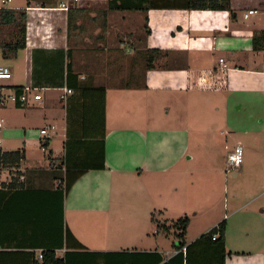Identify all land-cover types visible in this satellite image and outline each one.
<instances>
[{"label": "crops", "instance_id": "0c3cea01", "mask_svg": "<svg viewBox=\"0 0 264 264\" xmlns=\"http://www.w3.org/2000/svg\"><path fill=\"white\" fill-rule=\"evenodd\" d=\"M2 1L0 45L16 40L10 12L27 20L26 48L11 59L0 50L12 71L0 99L17 87L31 91L24 106L0 104V151L25 155L0 171V264H42L44 252L63 264H186L159 238L172 230L161 233L157 224L179 220L168 222L173 204L183 206L180 219L188 217L192 201L176 197L175 181L203 155L227 163L237 126L259 145L249 136L251 124L263 122L254 118L264 99V49L254 50L253 39L264 33V0H231L234 16L178 7L113 11L109 0L68 12L58 9L60 0ZM68 64L76 89L63 99ZM214 69L222 89L200 90V72ZM202 137L208 144L224 137L223 155L203 151ZM252 203L234 206L190 242L189 218L187 246L226 221L224 264H264V199L259 208ZM208 251L197 264H207Z\"/></svg>", "mask_w": 264, "mask_h": 264}, {"label": "rangeland", "instance_id": "374dc122", "mask_svg": "<svg viewBox=\"0 0 264 264\" xmlns=\"http://www.w3.org/2000/svg\"><path fill=\"white\" fill-rule=\"evenodd\" d=\"M98 2L100 1L98 0ZM16 4L17 1L14 0L11 5ZM255 118L254 122H259V119H263L262 123L260 121L261 124L254 126L251 124L249 137L255 136L257 138V141H259L257 147L253 145V140L247 139L239 132L243 128L238 126L235 129L237 131L235 136L232 139L229 138V151H233L238 144L243 146L244 161L242 168L231 169L227 165L226 160L219 157L216 163H208V160L203 155L201 159L190 166V173L180 176L175 181L180 191L176 197L180 198L181 201L185 200L187 203L190 200L192 201L189 208H187V212L190 214L184 215L188 216L192 221L186 236L188 242L197 239L198 235L203 233L209 226L214 225L218 219L224 220L225 217L231 214L234 206L253 202L249 208H259L264 199V197L260 198L264 192V99L257 104V116ZM191 127L195 128L193 125ZM202 138L204 140L202 144L203 151H216L220 153V157L223 155L222 146L226 140L224 137L217 139L215 144H208L206 140L209 138ZM256 150L261 153V156L259 154L258 157L252 156V152ZM2 169L10 168L4 167ZM182 208L183 206L180 209ZM180 209L174 204L172 205L170 214L167 216L169 223H173V219L177 221V219L183 217L180 214ZM170 233L169 238H159L165 243H169L172 247L179 241L176 236L177 232L174 229Z\"/></svg>", "mask_w": 264, "mask_h": 264}, {"label": "trees", "instance_id": "16d2710c", "mask_svg": "<svg viewBox=\"0 0 264 264\" xmlns=\"http://www.w3.org/2000/svg\"><path fill=\"white\" fill-rule=\"evenodd\" d=\"M163 0H109L110 10H121V11H148L150 9H164V8H175L186 9V10H211V11H228L233 16L232 3L231 0H168L169 3L160 4ZM10 23L17 25L18 33L15 41L8 43H3L0 45V50L2 52L3 58L11 59L17 55V53L26 48V20L27 16L25 12H20L18 18L13 12H10ZM253 48L258 51L264 49V33L255 36L253 39ZM152 54H157L158 50H152ZM151 65L152 57L149 60ZM72 75L71 66L68 64V83L67 87L70 89H76L73 85L69 83V78ZM223 87V84L217 79V71L214 70H204L200 72V90L202 91H219ZM77 89L82 90V86H77ZM24 88L17 87L16 93L21 94ZM25 160V155L23 152H11L2 153L0 151V169L7 167L8 165L20 164ZM73 183V182H72ZM72 183L66 186V192L68 193L72 187ZM12 187L16 185L14 183L10 184ZM20 185V184H19ZM189 217H184L175 222L171 227L167 226L165 223L158 222L157 228L161 233H169L174 229L177 233L178 243L175 244L178 250V255L175 258L186 259V264H197L205 256L204 250L197 247H202L204 245L209 246V258L207 255V264H224V258L226 254L225 248V234H226V221L221 222L217 227L213 228L206 234L202 235L196 242L191 245L186 244L185 235L187 227L189 226ZM72 235L68 231L67 238H71ZM214 237H217L214 240ZM186 248V253H183V249ZM207 253V252H206ZM185 255V256H184ZM216 259V260H215ZM214 260V261H213ZM220 260V263L218 261ZM42 264H63L61 260L56 259L53 252H44L42 254Z\"/></svg>", "mask_w": 264, "mask_h": 264}, {"label": "built area", "instance_id": "2783aa9c", "mask_svg": "<svg viewBox=\"0 0 264 264\" xmlns=\"http://www.w3.org/2000/svg\"><path fill=\"white\" fill-rule=\"evenodd\" d=\"M94 0H60L59 3V7L58 9L60 11L63 12H68L70 11L72 8H74V6H80L83 7L84 5H87L88 3H92ZM11 2V0H3L2 3L3 5H7ZM256 13V11H250L248 15H246L245 17H248L251 14ZM221 63H223V60H220ZM12 78V71L11 69L0 63V87L2 86V81L5 80H9ZM30 89L29 88H25L21 94H13L11 96H8L7 98H2L0 99V104H4L6 101H11L12 103H14L15 105H20V106H24L27 104L28 99H29V95H30ZM75 92L73 89L70 88H64V94L62 95L63 99H67L68 96L70 95H74ZM35 100L40 101L42 100L41 95H35ZM3 127V121L0 120V128ZM50 129H54V127L51 128H47V129H43L41 131V135L44 138H48L49 136V131ZM43 149L45 148V142L41 143ZM243 147L242 146H237L233 152H231L228 156L227 159V165L231 168V169H239L241 168L242 164H243ZM227 218V217H226ZM217 237H214V240ZM40 259H42V255H40Z\"/></svg>", "mask_w": 264, "mask_h": 264}]
</instances>
